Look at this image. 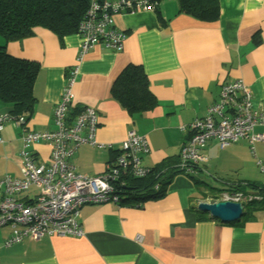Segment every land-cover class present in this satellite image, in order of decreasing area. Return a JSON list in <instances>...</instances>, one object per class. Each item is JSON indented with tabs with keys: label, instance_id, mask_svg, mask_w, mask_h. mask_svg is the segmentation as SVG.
I'll return each instance as SVG.
<instances>
[{
	"label": "crops",
	"instance_id": "1",
	"mask_svg": "<svg viewBox=\"0 0 264 264\" xmlns=\"http://www.w3.org/2000/svg\"><path fill=\"white\" fill-rule=\"evenodd\" d=\"M161 0L155 11L118 14L114 26L125 35L120 50L95 44L84 54L72 85L74 106L98 113L96 139L109 148L80 146L71 162L80 173L97 175L119 153L128 129L145 135L150 150L143 164L152 167L175 157L189 130L180 126L206 114L222 83L240 79L251 104L264 110V0H218V14L201 20L178 11L176 0ZM80 36L58 35L45 26L6 43L12 55L36 62L35 98L25 122H6L0 131V178L21 174V135L52 131L53 108L76 64ZM127 64L142 67L156 105L129 114L111 94V85ZM9 104L0 101V113ZM264 135V126H256ZM34 160L50 155L48 140L28 145ZM207 161L191 175H174L166 193L139 205L87 204L80 210L81 236H43L0 246V264H264V208L221 222L197 210L230 185H264V138L251 152L245 139L221 147L208 140ZM32 190L29 196L33 195ZM8 227V226H7ZM10 229L0 228V242Z\"/></svg>",
	"mask_w": 264,
	"mask_h": 264
},
{
	"label": "built area",
	"instance_id": "2",
	"mask_svg": "<svg viewBox=\"0 0 264 264\" xmlns=\"http://www.w3.org/2000/svg\"><path fill=\"white\" fill-rule=\"evenodd\" d=\"M157 7L156 0H88L83 18L76 26L80 36L76 64L70 69L67 85L53 108L54 129L25 130L21 135L20 150L22 176L0 178V228L8 226L10 229L0 246L23 239L39 240L45 235L81 236L82 206L118 204L115 183L125 184V180L119 178L128 174L141 177L147 173L143 157L150 150L149 143L146 136L134 128L128 129L119 153L106 164L104 172L97 175L78 172L71 159L80 146L109 148L110 145L96 139L98 113L94 107L82 106L74 114L70 111L74 106L72 85L84 54L95 44L115 51L123 46L125 35L115 28V16L155 11ZM9 121L16 126L25 122L22 116L0 113V131ZM256 126H264V110L252 106L248 86L240 79L224 82L217 100L207 107L206 114L188 126H180L188 129L189 134L180 147L176 166L182 173L192 174L194 166L207 161L202 151L211 139L217 140L221 147L245 139L254 152V144L264 138L262 133L255 131ZM43 140L50 143V155L46 160H34L26 147ZM235 185H230L229 192L221 193L215 199L238 202L243 208V203L251 196L234 190ZM32 190L36 192L29 196Z\"/></svg>",
	"mask_w": 264,
	"mask_h": 264
},
{
	"label": "trees",
	"instance_id": "3",
	"mask_svg": "<svg viewBox=\"0 0 264 264\" xmlns=\"http://www.w3.org/2000/svg\"><path fill=\"white\" fill-rule=\"evenodd\" d=\"M176 1L179 12L201 20L217 17L218 0ZM87 2L88 0H0V101L9 104L8 113L12 116H22L25 120L30 114L35 100L32 87L38 65L8 53L6 43L32 34L37 26L48 27L58 35L75 31L83 18ZM111 94L129 114L149 110L157 103L149 90L148 79L142 67L135 64H127L121 70L111 85ZM177 162L178 155L148 167L144 176H121L119 179L125 180V184L117 182L114 186L118 204L134 206L161 198L174 175L182 173L176 166ZM197 170L198 166H194L193 171ZM232 188L251 196V199L243 203L246 217L264 208L263 184L249 182ZM208 190V193H201L200 198L215 197L216 190L211 187Z\"/></svg>",
	"mask_w": 264,
	"mask_h": 264
},
{
	"label": "water",
	"instance_id": "4",
	"mask_svg": "<svg viewBox=\"0 0 264 264\" xmlns=\"http://www.w3.org/2000/svg\"><path fill=\"white\" fill-rule=\"evenodd\" d=\"M202 200L197 204V210L208 213L210 216L221 222H232L237 220L243 214V208L240 203L230 200ZM216 200V201H214Z\"/></svg>",
	"mask_w": 264,
	"mask_h": 264
},
{
	"label": "rangeland",
	"instance_id": "5",
	"mask_svg": "<svg viewBox=\"0 0 264 264\" xmlns=\"http://www.w3.org/2000/svg\"><path fill=\"white\" fill-rule=\"evenodd\" d=\"M163 1H164V0H163ZM163 1H162V2H163ZM3 228H5V227H3ZM6 228H8V227H6Z\"/></svg>",
	"mask_w": 264,
	"mask_h": 264
}]
</instances>
